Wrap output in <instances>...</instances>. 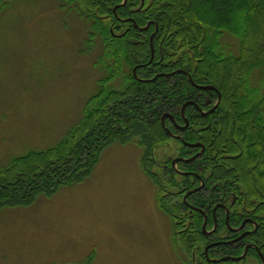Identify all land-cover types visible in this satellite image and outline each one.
<instances>
[{"label":"trees","instance_id":"obj_1","mask_svg":"<svg viewBox=\"0 0 264 264\" xmlns=\"http://www.w3.org/2000/svg\"><path fill=\"white\" fill-rule=\"evenodd\" d=\"M120 1H62L61 5L73 8L88 22L87 44L93 45L97 39L99 51L95 64L103 74L97 79L96 91L86 99L81 115L56 143L28 149L0 164V207L29 203L37 192L51 193L60 184L80 180L89 173L99 151L108 142L132 139L142 149L141 165L156 186L158 206L175 219L181 206L172 196L167 200L161 196L163 187H177L181 177L190 187L197 182L196 177L180 175L170 165L154 164L150 153L155 155L160 148L170 154L190 155L197 147L170 137L160 124V116L168 111L181 119L179 110L185 100L193 99L205 108L214 103L217 92L213 88H198L182 71L142 78L183 68L195 82L213 84L220 92V99L206 114L200 113L193 103L186 104L184 113L188 125L178 131L186 140L201 141L205 149L198 157L182 162L181 167L198 172L207 180L204 188L217 181L225 187L226 196L230 197L231 191L240 193L242 199L255 206L254 212L261 218L262 230L258 236L262 242L264 0H146L134 17L140 25L150 17L154 25L140 29V33L130 25L124 33L115 35L125 24L116 16L133 11L132 5L137 2L126 0L113 11V5ZM1 3L2 0L0 6ZM199 5L205 14L199 11ZM155 25L154 55L147 62L151 54L148 32ZM224 32L238 37L235 52L222 41ZM132 35L138 37L137 47L130 44L128 36ZM137 63L140 64L135 76L132 67ZM255 68L261 72L258 84L251 83L250 75ZM171 122L169 117L165 119L173 127ZM169 138L177 144L166 145ZM199 192H192L190 200L200 203L203 194ZM216 195L205 189L202 204L214 202ZM177 224L175 219L174 226ZM199 224L200 219L196 230L187 237L189 248L200 249L209 239L197 229ZM228 247V244L216 245L220 250ZM261 248L264 250V243ZM210 254L218 256L228 252ZM90 259L91 253L76 264H89Z\"/></svg>","mask_w":264,"mask_h":264},{"label":"rangeland","instance_id":"obj_2","mask_svg":"<svg viewBox=\"0 0 264 264\" xmlns=\"http://www.w3.org/2000/svg\"><path fill=\"white\" fill-rule=\"evenodd\" d=\"M62 1L2 0L0 164L56 143L103 74L95 64L99 43L87 44L88 22ZM221 38L237 50V36ZM260 73L251 72L252 84ZM141 152L132 139H113L80 180L0 207V264H76L90 253L89 264H193L176 251L170 216L158 206Z\"/></svg>","mask_w":264,"mask_h":264},{"label":"flooded vegetation","instance_id":"obj_3","mask_svg":"<svg viewBox=\"0 0 264 264\" xmlns=\"http://www.w3.org/2000/svg\"><path fill=\"white\" fill-rule=\"evenodd\" d=\"M146 2H147L146 0H137V2L132 5L131 10H133V11H130V12L128 11L125 14L119 15L118 17L116 16V18L119 21H123L125 24L123 26H121L119 31L114 33L115 35L124 33L126 30H128L130 28V25L134 26L135 28H138V30H136V33H140V29H146L149 27L150 24L153 23V20L150 17H147L145 24L147 22H148V24L145 28H140V27H137L133 24V22H134L137 25L141 26L140 24L137 23L138 20L135 19L134 13L137 10H139V8L141 6H144ZM153 25H154V23H153ZM154 27L155 28L151 29L148 32V38H149L151 33H152V37H153V35L157 29L156 25ZM135 35L128 36L130 39V44L133 47L138 46V44H137V40H138L137 38L138 37ZM97 42L98 41L96 39V43ZM149 43H150V38H149ZM153 55H154V48H153ZM213 89H215V88H213ZM188 103H192V102H188ZM198 106L201 109H207L210 107L209 106V107L202 108L200 105H198ZM196 109L201 113V111L198 109L197 106H196ZM166 112H168V111H166ZM202 114H206V113H202ZM171 115L173 116V118L169 117V116L164 117V124L169 128V130L171 132H173L174 134H177L178 136H172L169 133H167L166 131L165 132L170 137L176 139V141L179 140V142L184 144V145L191 146V147H197V149L192 153V154H194L195 152H197L201 148L200 145L199 144L198 145H190L189 143H185L184 141H186V142L198 141L200 143H202V142L199 140H193V141L186 140L183 138L181 133L178 131L182 128H185L188 125V123H187L184 127L181 126L185 122V117H186L185 113H184V116H185L184 117L180 112L181 119H178L172 113H171ZM167 117H169L170 120L172 121L171 123L173 124V127H170V126H168L167 123H165V119ZM187 120H188V118H187ZM167 140H169V139H167ZM176 141L173 140V143H170L168 141V143H166V145H168V144L170 145V144H174V143L177 144ZM204 149H205V145H204ZM204 149L198 155L193 157L192 159L198 157L204 151ZM157 151H158V153L155 155H154V152L150 153L152 161L154 162V164H156L160 167H166L167 165H170L176 173H178L180 175L191 174L192 176L196 177V180H197V182L195 184H193L190 187H187V184L183 183V180L181 177L178 180L179 185L177 187L173 188L171 186H164L163 187L164 190L161 193V196H163L165 200H167L168 197L172 196V199L175 200L176 203L181 206L180 211L177 212V217L175 218L178 221L177 226H174L175 219H173L169 215V213L164 210L170 216L171 226H172L171 227V235L173 237L174 243H176V251L181 252L183 254H185V253L188 254L192 258L193 264H205L207 261L213 262V261H209L206 257L205 250H204V247L206 244H208L209 242H212V241L231 239V241H229V242L217 243V244H228V246H229L228 249L227 248L224 250L216 249L217 244H211L207 247L206 252L208 253V255L210 257H215V255L210 254V252H228V254L238 255L241 252H243V250L245 248V251H244L245 253L240 258L243 262L242 264H264V250H262V248H261L262 244L264 243V240L262 242H259L260 239L258 236L260 234L259 231L262 230V228H261L262 224H261L260 214L259 213L257 214L256 212H254L255 206H252V204L248 203L245 199H242V195L240 193H236V192L231 191L230 197H228V195L226 196L225 194L227 191H226L225 187L222 186L221 184H219L217 181H212L209 188H206V187L204 188V184L207 180L205 181V179H203L202 176L198 172L187 170V168L181 167L182 162L190 161L192 159H190V160L178 159L176 161V168H178L179 170L187 171V173H182V172L176 170V168L171 163V159L175 156L187 157V156H189L188 154L187 155L170 154L169 152H165V151L161 150L160 148ZM168 155H170V156H168ZM155 156L156 157L160 156L161 158H159V160H157L155 158ZM167 157H169V158L167 161H165V159H167ZM140 159H141V155H140ZM150 179H151V177H150ZM201 181H202V185L199 188L187 192V190H189L190 188L199 185L201 183ZM152 182H153V180H152ZM154 186H155V184H154ZM205 189H208V190L210 189L211 191H214V193L218 194V195L215 196L216 200L214 202L208 201V202H206L205 205H203L202 203H203V200L205 199L204 198L205 197L204 196L205 195ZM155 191H156V186H155ZM196 191H200L201 194H203L202 195L203 200H201L200 203H195V202L191 201L189 198L190 194L192 192H196ZM200 192H199V194H200ZM185 193H186V195H185ZM221 217H222L223 223L221 222ZM198 219H200V224H199V227L197 229H199L203 234L207 235L209 239L204 241V243L202 244V248H200V249H197L195 246L192 248H189V243H188L189 241L187 240V237H188V235H190L191 231L194 232V230H196V224H197ZM203 222H204V229L202 228ZM196 255H198L199 259H196ZM240 259H237V260H240ZM214 262H216V261H214Z\"/></svg>","mask_w":264,"mask_h":264},{"label":"water","instance_id":"obj_4","mask_svg":"<svg viewBox=\"0 0 264 264\" xmlns=\"http://www.w3.org/2000/svg\"><path fill=\"white\" fill-rule=\"evenodd\" d=\"M124 1H125V0H121L120 2L114 4L113 7H112L113 11H115L116 6L122 4ZM133 24H134L135 26H137V27L145 28V27L147 26L148 22H147L146 24L141 25V26L137 25V24L134 23V22H133ZM149 38H150L151 54H150V57L148 58L147 62H149V61L151 60L152 56H153L152 33L150 34ZM138 65H139V64L137 63V64H135V65L132 67V72H133V74H135V75H136V73H135V69H136V67H137ZM178 71H183V72H185L186 75L188 76L189 80L191 81V83L194 84L195 86H197V87H199V88H215V89H216V92H217V96H216V100H215V102H214L209 108H207V109H201V108L197 105V103H196L194 100H192V99H187V100H185V101L181 104V107H180V112H181V114L184 116V113H183V112H184V107H185V105H186L188 102H192V103H194V104L198 107V109L201 111V113H208V112L212 111V110L215 108V106L217 105V103H218V101H219V99H220V92H219V90H218L213 84H211V83H197V82H195V81L191 78L190 73H189L188 71H186L185 69H183V68H175V69L170 70V71H167V72H157V73H155V74H154L153 76H151V77H148V78H142V79H146V80H147V79H152V78H154V77H156L157 75H160V74H171V73L178 72ZM165 116H169V117H172V118H173V116L171 115V113L166 112V111L163 112V113L161 114V116H160V123H161V125L163 126V128L165 129V131H166L167 133H169L170 135H172V136H178L177 134H174L173 132H171V131L169 130V128L164 124V117H165ZM184 117H185V116H184ZM187 123H188V120H187V118L185 117V122H184V124H182L181 126L184 127ZM179 137H180V136H179ZM180 138H181V137H180ZM184 142H185V143H189L190 145H198V144H199L201 148H200L197 152H195L194 154H191V155H189V156H187V157H182V156H175V157H173V158L171 159V163H172V165H173L175 168H176V161H177L178 159L190 160V159H192L193 157H195L196 155H198V154L204 149V145H203L202 143L198 142V141H196V142H186V141H184ZM176 170H178V171H180V172H182V173H187V171L179 170L178 168H176ZM201 185H202V181H201V183H200L199 185H197V186H195V187H192V188H190L189 190H187V192L192 191V190H194V189H197V188H199ZM187 192H186V193H187ZM186 193H185V195H186ZM202 228L204 229V222L202 223ZM229 241H231V239H229V240H217V241H212V242H209L208 244H206L205 247H204V250H205V254H206L207 259H208L209 261H213V262H214V261H221V260H225V259H230V260H237V259H240V258L244 255V253H245V252H244V251H245V248H244L243 252H241V253L238 254V255L222 254V255H219V256L210 257V256L208 255V253L206 252V251H207V247H208L209 245H211V244H217V243H220V242H229Z\"/></svg>","mask_w":264,"mask_h":264}]
</instances>
